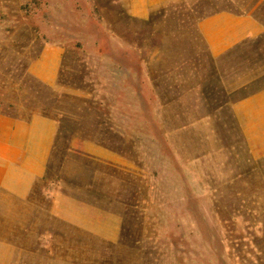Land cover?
<instances>
[{
    "label": "rangeland",
    "instance_id": "374dc122",
    "mask_svg": "<svg viewBox=\"0 0 264 264\" xmlns=\"http://www.w3.org/2000/svg\"><path fill=\"white\" fill-rule=\"evenodd\" d=\"M241 4L264 28V0H175L147 20L126 0H0V114L59 128L32 197L0 191L14 264H264V155L232 111L264 88V33L213 59L197 30ZM45 45L63 50L51 88L28 73ZM76 140L122 159H90ZM56 190L120 214L116 241L52 217Z\"/></svg>",
    "mask_w": 264,
    "mask_h": 264
},
{
    "label": "crops",
    "instance_id": "0c3cea01",
    "mask_svg": "<svg viewBox=\"0 0 264 264\" xmlns=\"http://www.w3.org/2000/svg\"><path fill=\"white\" fill-rule=\"evenodd\" d=\"M173 1L126 0L127 12L133 18L147 20L152 10ZM241 6L242 10L244 6ZM243 10H219L198 20L197 30L211 58H221L238 45L264 33L260 22ZM62 57L60 46L45 45L38 58L30 62L28 73L47 87H55ZM232 111L250 155L254 158L263 156L264 88L234 102ZM58 129V121L47 116L33 115L22 119L0 114V191L4 195L16 201H28L32 197L37 184L46 175ZM71 146L72 150L105 164L122 159L110 148L90 140H76ZM49 214L108 241H116L121 228L120 214L60 190L50 195ZM15 254L13 245L0 242V264L17 263Z\"/></svg>",
    "mask_w": 264,
    "mask_h": 264
}]
</instances>
